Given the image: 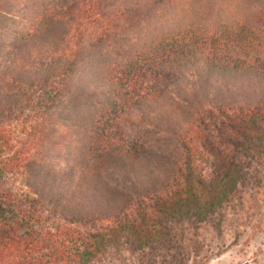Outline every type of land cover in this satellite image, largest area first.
Segmentation results:
<instances>
[{"label":"trees","instance_id":"obj_1","mask_svg":"<svg viewBox=\"0 0 264 264\" xmlns=\"http://www.w3.org/2000/svg\"><path fill=\"white\" fill-rule=\"evenodd\" d=\"M263 123L264 0H0V264H94L207 222Z\"/></svg>","mask_w":264,"mask_h":264},{"label":"rangeland","instance_id":"obj_2","mask_svg":"<svg viewBox=\"0 0 264 264\" xmlns=\"http://www.w3.org/2000/svg\"><path fill=\"white\" fill-rule=\"evenodd\" d=\"M221 87L214 86L213 97ZM239 110L233 105L227 112L233 115ZM261 126V140L249 154L251 157L240 156V164L247 172L245 180L230 201L207 222L163 224L160 242L143 253L133 248L127 236H117L94 264H264V123ZM25 128L23 121L11 126L18 144L27 140ZM169 141L171 139L164 137L155 139L153 149L160 151L163 146L162 151H165ZM175 144L173 142V146ZM164 153L168 154L167 151ZM168 175L169 172L164 175L158 173L155 181L147 183L154 189H148L143 200L157 198L156 195H170L172 185L181 178L173 177V171L170 177ZM122 176L118 177L117 185L125 192L132 190ZM12 183L20 191L32 192L25 178H16ZM131 198L136 197L132 195Z\"/></svg>","mask_w":264,"mask_h":264}]
</instances>
